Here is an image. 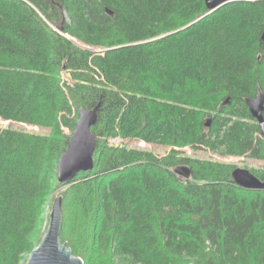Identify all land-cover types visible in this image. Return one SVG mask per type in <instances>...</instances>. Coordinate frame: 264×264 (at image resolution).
<instances>
[{
  "label": "trees",
  "instance_id": "obj_1",
  "mask_svg": "<svg viewBox=\"0 0 264 264\" xmlns=\"http://www.w3.org/2000/svg\"><path fill=\"white\" fill-rule=\"evenodd\" d=\"M206 12L205 0H0V119L50 130L0 127V264H25L61 186L60 241L84 264H264V189L179 151L257 159L264 179L246 104L264 94V0ZM98 101L94 166L60 184L78 111Z\"/></svg>",
  "mask_w": 264,
  "mask_h": 264
},
{
  "label": "water",
  "instance_id": "obj_2",
  "mask_svg": "<svg viewBox=\"0 0 264 264\" xmlns=\"http://www.w3.org/2000/svg\"><path fill=\"white\" fill-rule=\"evenodd\" d=\"M232 0H205L208 14L223 4ZM110 14L112 12L107 10ZM203 15V16H204ZM202 17V16H201ZM264 41V32L261 36ZM228 103L226 99L222 105ZM249 112L255 118L264 133V94L258 92L255 97L246 99ZM100 101L93 108H80L73 132L70 134L67 145L57 162V181L65 184L72 180L80 171H89L94 166V151L96 136L91 128L96 123ZM210 123L207 120L206 125ZM185 171L188 169L184 168ZM231 178L236 185L253 190L264 189V179L258 178L250 169L235 167ZM62 228V195L53 199L46 230L39 243L29 254L25 264H84L81 257L72 253L65 242L60 241Z\"/></svg>",
  "mask_w": 264,
  "mask_h": 264
},
{
  "label": "rangeland",
  "instance_id": "obj_3",
  "mask_svg": "<svg viewBox=\"0 0 264 264\" xmlns=\"http://www.w3.org/2000/svg\"><path fill=\"white\" fill-rule=\"evenodd\" d=\"M0 127H10V128H15V129H21L24 131H28V132H34V133H39V134H48L49 133V129L47 128H41L38 126H33V125H29V124H23V123H19V122H14V121H7V120H1L0 119ZM114 142H116L113 139ZM122 144L126 145L129 148H139V149H145V150H149L151 152H153L155 155L157 156H164L167 155L170 150L171 147L170 146H163V145H157V144H151V143H146L137 139H127L124 141H121ZM179 151L182 152L183 155L185 156H190V157H194V158H199V159H211V160H217V161H221V162H227V163H231L234 164L236 167H243V168H247V169H259L263 166V162L257 159H253L247 156H221L216 152H213L211 150L208 149H193L190 147H184L179 149ZM66 189V186H61L58 187L52 194V198L49 201V207L46 210L45 213V220L42 226V230H41V235H40V239L42 238L46 227L48 225V220H49V213H50V209H51V205L53 202V199L55 198V196L57 195H61L62 192ZM73 207L71 205H68L67 209L64 210L63 213V217H64V222H67V225L65 226V230L69 231L70 228L72 227V223L71 220L69 218H71L74 210L72 209ZM68 218V219H67ZM67 244V242H65Z\"/></svg>",
  "mask_w": 264,
  "mask_h": 264
}]
</instances>
